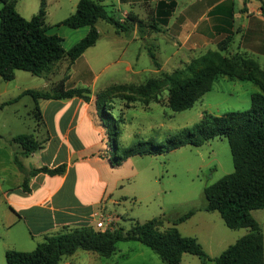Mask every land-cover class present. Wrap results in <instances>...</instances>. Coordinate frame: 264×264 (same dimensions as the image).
Instances as JSON below:
<instances>
[{"label": "rangeland", "instance_id": "obj_1", "mask_svg": "<svg viewBox=\"0 0 264 264\" xmlns=\"http://www.w3.org/2000/svg\"><path fill=\"white\" fill-rule=\"evenodd\" d=\"M65 1L44 0L48 23L59 22L69 14ZM16 7L22 12L24 8H34V12H38L41 5L40 0H17ZM107 10L111 12L112 8L108 7ZM117 17L118 15H114L115 19ZM98 27L101 40L97 50L100 49L99 53L103 58L100 64L94 66L99 78L91 87L94 91L91 98L95 101L98 96L99 106L108 113L103 121L112 130L110 133L116 145V150L113 151L110 146L112 136L108 135L107 128H103L99 122L103 129V146L99 157L111 159L117 149L122 152L124 148L132 146L141 151L149 148L148 145L140 146L141 143L166 145V141L180 131L192 130L200 122L203 113L222 116L230 112H244L250 108L249 93L245 88H233L231 80L220 77L214 82L212 90L191 109L172 112L167 105L170 88L167 78L184 70L193 59L207 52L200 55L184 52L176 57H169L171 48L164 45V38L159 37V33L156 34L158 41L151 38L144 41L139 39V34L136 38L132 31L116 34L114 27L105 22H100ZM66 31L74 33L72 30ZM63 36V47L69 50L73 38ZM157 44L160 48H157ZM149 50L155 55L158 68L152 64ZM223 56L231 57L226 54ZM108 62L111 66L104 69ZM127 66L131 67L130 71L126 70ZM262 77L259 79L264 81V76ZM57 80V77H36L18 71L15 81L0 80V99L16 98L25 90L48 92L50 83ZM34 110L32 98L23 96L2 113L1 122L5 123V127L9 122L10 127L4 129L0 126V134H30V126L34 121L36 124L38 122ZM49 155L47 153L45 157ZM82 164L85 168L81 185L83 193L90 197L93 192V177L99 178L101 183L96 187L98 195L105 191V214L111 220L118 217L119 226L123 229L130 228L132 221L144 223L163 215L175 219L194 210V216L181 226L180 233L198 240L211 258L206 264H215L214 258L248 232L246 229L230 230L217 212L204 211V188L233 172L230 149L224 138H214L200 147L185 145L158 156H133L115 168L110 167L107 160L98 161L91 157L84 159ZM26 165L28 168L37 167L38 159L29 158ZM96 199L97 197L92 201L95 202ZM86 210H89V205ZM252 216L260 226L264 242V209L253 211ZM6 218L7 215L0 210V264H6V251L31 252L38 242L28 235L21 224L8 229L5 225ZM135 247H141L145 254L137 256ZM91 255L88 254L89 261L84 264L163 263L149 248L136 242L117 243L115 255L109 259L99 256L94 258ZM181 264L202 263L196 256L184 254Z\"/></svg>", "mask_w": 264, "mask_h": 264}, {"label": "trees", "instance_id": "obj_2", "mask_svg": "<svg viewBox=\"0 0 264 264\" xmlns=\"http://www.w3.org/2000/svg\"><path fill=\"white\" fill-rule=\"evenodd\" d=\"M17 0H0V77L9 82L14 79L15 71L30 73L36 77H43L51 73L55 65L67 61L71 66L87 49L93 47L99 33L96 25L103 21L114 27L116 34L137 29L141 39L146 31L159 33L160 27L165 26L167 17L173 10V5H164L159 9L158 19L149 22L138 19L128 13L123 22L115 19L107 8L99 1L79 0L74 13L62 20L59 25L69 29L88 27V34L69 50L62 46L63 39L47 33L45 24V3L36 15L26 20L16 10ZM264 16V4H262ZM228 39L220 43L215 51H207L202 56L193 59L184 70L177 71L167 78L169 93L167 105L174 113L191 109L202 97L209 93L214 82L225 77L231 81L252 82L259 92L250 96V108L244 112H230L222 116H211L203 113L200 122L192 130L184 129L166 141V145H154L151 142L148 149L139 150L136 146L117 149L108 161L112 168L119 167L130 157L141 155L158 156L176 150L185 145L200 147L203 143L214 138L227 140L233 172L222 177L217 182L206 186L203 190L206 206L204 211L217 212L224 225L230 230L246 229L248 232L228 246L218 257L215 264H264L263 234L252 212L264 209V70L251 59L240 55L230 58L223 56ZM149 57L155 68L159 67L155 55L149 50ZM252 68V69H250ZM66 75L56 83L50 91L25 90L15 99L4 105L17 102L23 96H30L34 102L35 116L41 122L39 100H67L79 98L84 102L91 100L89 88H66ZM99 97L95 99L97 115L103 128H107L108 135L112 131L104 125L103 117L108 113L99 106ZM110 146L116 150L113 135ZM13 143L21 148V157L42 150L44 143L37 141L32 134H20L12 138ZM122 153V154H121ZM14 163L24 175L22 189L29 192L30 178L38 174L48 176L63 175L66 165L61 164L53 169L48 167L25 170L17 156ZM195 211L175 218L160 216L147 222H133L130 229L124 231L118 228L95 230L93 227H82L61 232L46 237L31 252L10 250L5 252L6 264H59L62 259L74 255L81 250L96 254L100 258H110L116 252V245L120 242H137L149 248L164 264H181L182 256L189 254L196 256L202 264L211 258L203 250L196 238L182 236L176 226L189 220ZM164 223L171 227L161 232Z\"/></svg>", "mask_w": 264, "mask_h": 264}, {"label": "crops", "instance_id": "obj_3", "mask_svg": "<svg viewBox=\"0 0 264 264\" xmlns=\"http://www.w3.org/2000/svg\"><path fill=\"white\" fill-rule=\"evenodd\" d=\"M42 1L44 0H40V5ZM94 1H99L106 8H112L111 12L107 11L113 17L118 15L116 19L120 22L124 21L128 13L146 22H149L151 18H161L163 14L159 16V9L164 10L166 8L164 5L172 4L173 10L167 17V23L165 26L160 27L159 32V37L164 38V45L171 48L169 57H176L184 52L200 55L208 50L217 49L219 43L228 39L223 54L231 57L242 55L246 59L256 62L264 70V16L262 10L264 0ZM78 2L79 0L65 1L69 7V14L65 17L74 13ZM15 8L26 20L31 19L38 13L34 12V8L32 10L24 8L22 12L16 7V4ZM160 13L162 12L160 11ZM46 16L47 33L50 35L56 34L62 39L63 35L71 36L73 38L72 46L89 32L88 27L69 29L61 26L59 23L62 20L48 23ZM64 18L62 19L64 20ZM100 22L103 21H99L96 25L99 39L93 47L87 49L71 66H68L67 61H61L55 65L50 74L45 75L50 78L57 77L58 79L50 83V90L66 75L67 79L64 83L66 88H89L91 93L94 92L91 87L95 85L99 78V74H95L94 66L100 64L103 58L99 53L100 49L97 50L101 40L98 27ZM66 30H72L74 33H67ZM145 31L142 40L145 41L151 38L155 42L158 41L157 33L149 32V30ZM132 33L136 38L138 37L136 28L132 30ZM156 46L160 48L159 44ZM65 50L68 49L65 48ZM109 66H111L110 62L105 64L104 69ZM126 70L130 71L131 67L127 66ZM17 74L18 71H15L12 81L16 80ZM0 80H2L1 77ZM231 82H233V88H245L249 93V99L252 94L260 91L252 82ZM13 99L15 98L0 99V126L4 129L9 128L10 125L7 122L5 127V123L1 122L2 113L18 101L8 105L4 104ZM37 104L40 110L41 122L38 123L36 120V124L34 121V124L30 126L32 129L30 134L34 135L37 141L44 143L42 150L31 154L29 157H21L22 150L20 146L11 141L15 136H11L7 132L0 134V210L5 213V216L7 215L5 221L7 228L10 229L18 224L23 225L28 235L38 241L36 246L42 243L46 237L64 231L82 227L94 228V222L100 216L107 217L105 214L107 201L105 200V191H101L99 195L97 192L96 185L101 183L99 178L93 177V192H91L90 197H86L81 185L85 173L82 164L84 159L91 157L98 161H108V158L98 156L103 146V129L99 124L100 119H97L99 117L93 98L89 102H84L79 98L39 100ZM47 153L50 155L45 157ZM15 156L19 158L27 171L40 167L53 169L61 164L66 165V170L63 175L51 177L46 174H38L30 178L28 182L29 192H25L22 189L24 175L14 163ZM29 158L38 159V166L28 168L26 161ZM96 197V201H92ZM87 205H89V210H86ZM112 221L115 230L121 228L118 217L112 219ZM133 222L135 221L131 222L130 227ZM185 222L176 226L179 233ZM170 227L171 224L164 223L160 227V231L165 232ZM123 230L126 231V229ZM135 251L137 256L145 254L141 247H135ZM88 254H92L91 256L94 258L97 256L93 253L77 251L74 255L62 259L59 264H84L89 261Z\"/></svg>", "mask_w": 264, "mask_h": 264}, {"label": "built area", "instance_id": "obj_4", "mask_svg": "<svg viewBox=\"0 0 264 264\" xmlns=\"http://www.w3.org/2000/svg\"><path fill=\"white\" fill-rule=\"evenodd\" d=\"M94 229L95 230L108 229L110 231H114L115 226L113 225V221L110 218L100 216L99 219L96 222H94Z\"/></svg>", "mask_w": 264, "mask_h": 264}]
</instances>
